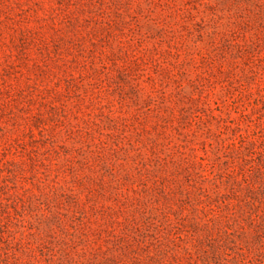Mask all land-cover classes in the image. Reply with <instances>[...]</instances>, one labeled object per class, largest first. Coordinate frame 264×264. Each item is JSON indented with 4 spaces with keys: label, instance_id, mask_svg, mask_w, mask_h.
Segmentation results:
<instances>
[{
    "label": "rangeland",
    "instance_id": "1",
    "mask_svg": "<svg viewBox=\"0 0 264 264\" xmlns=\"http://www.w3.org/2000/svg\"><path fill=\"white\" fill-rule=\"evenodd\" d=\"M0 264H264V0H0Z\"/></svg>",
    "mask_w": 264,
    "mask_h": 264
}]
</instances>
